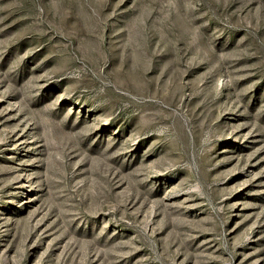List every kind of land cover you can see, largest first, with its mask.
I'll return each mask as SVG.
<instances>
[{
    "label": "rangeland",
    "instance_id": "obj_1",
    "mask_svg": "<svg viewBox=\"0 0 264 264\" xmlns=\"http://www.w3.org/2000/svg\"><path fill=\"white\" fill-rule=\"evenodd\" d=\"M0 264H264V0H0Z\"/></svg>",
    "mask_w": 264,
    "mask_h": 264
}]
</instances>
